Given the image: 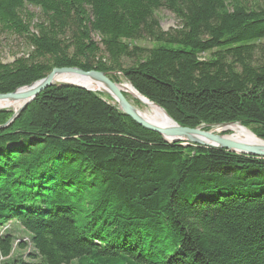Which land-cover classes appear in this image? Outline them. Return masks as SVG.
I'll list each match as a JSON object with an SVG mask.
<instances>
[{
  "label": "trees",
  "instance_id": "trees-1",
  "mask_svg": "<svg viewBox=\"0 0 264 264\" xmlns=\"http://www.w3.org/2000/svg\"><path fill=\"white\" fill-rule=\"evenodd\" d=\"M245 1L0 0V31L32 47L0 61V93L53 68L117 72L182 126L264 140V6ZM161 8L180 26L164 30ZM9 223L30 244L0 233V264H264V158L169 142L107 94L49 87L0 129Z\"/></svg>",
  "mask_w": 264,
  "mask_h": 264
},
{
  "label": "water",
  "instance_id": "water-1",
  "mask_svg": "<svg viewBox=\"0 0 264 264\" xmlns=\"http://www.w3.org/2000/svg\"><path fill=\"white\" fill-rule=\"evenodd\" d=\"M116 73L117 72L110 73L97 70L85 71L78 67L53 68L52 71L44 78H41L29 85L21 86L13 92L0 93V102L20 103L18 108H15V112L8 122L0 125V129L7 128L11 123H13L22 111L47 88L73 86L109 95L119 105V108L124 113L143 127L159 133L166 141L183 142L184 145L222 148L236 153L264 158V140L258 137L255 133V136L261 140L263 144H250L239 141L231 138L228 133H224L223 131L218 132L215 130V128L227 125L228 123L222 125L202 124L196 128L182 126L177 123L163 107L140 94L129 82V84L142 97L160 107L169 116L172 123L159 124L148 120L138 107L135 106L125 95L127 93L123 89L125 83L114 81L109 77L110 74L116 75ZM63 74L75 75L77 80H58L56 78L58 75ZM2 108L5 107H1L0 109Z\"/></svg>",
  "mask_w": 264,
  "mask_h": 264
},
{
  "label": "rangeland",
  "instance_id": "rangeland-1",
  "mask_svg": "<svg viewBox=\"0 0 264 264\" xmlns=\"http://www.w3.org/2000/svg\"><path fill=\"white\" fill-rule=\"evenodd\" d=\"M245 2L252 7L258 6V5L264 6V0H246ZM28 10L37 15L35 18V22H38L42 18V13L39 8L33 5H28ZM157 16L164 30H170L171 28H176L180 26V20L175 16L173 12H171L170 10L166 8H161L160 10H158ZM135 43L141 46H146V47H151L156 44V43L154 44V42L147 40V39L135 41ZM31 51H32V47L30 46V44L26 41L24 37L19 36L17 34L4 33L0 31V61L1 62H4V63L12 62L19 57L28 56L31 53ZM202 57L204 58L209 57V53L203 54ZM126 63L127 65L131 64V62H126ZM117 75H119V73ZM119 76L121 78H119L120 80H118L117 82H122V83L128 82L126 79H124V77H122L121 75ZM128 96H129L128 99L135 106L139 107L140 109H146V106L139 99H137L130 93H128ZM5 108H8V110L10 109V111L15 112V107L13 106L5 107ZM224 133L231 134L230 131H226ZM6 228L9 230L10 229L13 230V233L20 239H24V240L28 239V236L26 234L28 232L27 231L24 232L23 229L18 224L9 223L5 227H3V229H6ZM27 250H28L27 248L25 250H21L25 254L26 259H27L26 256L28 254Z\"/></svg>",
  "mask_w": 264,
  "mask_h": 264
},
{
  "label": "bare ground",
  "instance_id": "bare-ground-1",
  "mask_svg": "<svg viewBox=\"0 0 264 264\" xmlns=\"http://www.w3.org/2000/svg\"><path fill=\"white\" fill-rule=\"evenodd\" d=\"M56 78L58 80H77V77L75 75L68 74L58 75V77ZM123 89L127 92V94L130 93L134 97L139 98L140 101L146 106V109H140L139 107L138 109L148 120L159 124L172 123L169 116L160 107L147 100L146 98L142 97L129 83H125ZM19 105L20 103L0 102V108L9 106L18 108ZM215 130H217L218 132L230 131V137L239 141H243L250 144H263V142L255 136L254 132H252L249 128L243 126L240 123H231L219 126L215 128Z\"/></svg>",
  "mask_w": 264,
  "mask_h": 264
}]
</instances>
